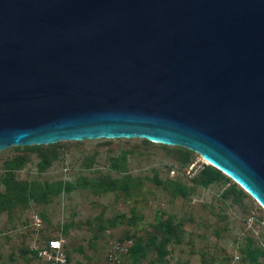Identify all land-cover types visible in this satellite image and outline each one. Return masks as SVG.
<instances>
[{"label":"water","instance_id":"obj_1","mask_svg":"<svg viewBox=\"0 0 264 264\" xmlns=\"http://www.w3.org/2000/svg\"><path fill=\"white\" fill-rule=\"evenodd\" d=\"M187 149L264 210V0H0V152Z\"/></svg>","mask_w":264,"mask_h":264},{"label":"rangeland","instance_id":"obj_2","mask_svg":"<svg viewBox=\"0 0 264 264\" xmlns=\"http://www.w3.org/2000/svg\"><path fill=\"white\" fill-rule=\"evenodd\" d=\"M29 147L0 152V194L8 174L60 191L0 210V264H50L39 252L51 239L68 264H264V210L226 176L202 184L207 163L187 149L141 139Z\"/></svg>","mask_w":264,"mask_h":264},{"label":"trees","instance_id":"obj_3","mask_svg":"<svg viewBox=\"0 0 264 264\" xmlns=\"http://www.w3.org/2000/svg\"><path fill=\"white\" fill-rule=\"evenodd\" d=\"M30 149H38L39 146L29 147ZM185 152L189 153L188 150ZM223 175L220 171L208 165L204 166L203 169L199 172L200 181L204 185H209L216 180L223 178ZM5 193L0 194V210H3L9 206L14 205L15 203H22L26 201L27 198L34 197L35 193L39 192V196L45 197L51 194V188L55 190V193L60 191V186L58 188L56 185L45 184L43 187H39V190L35 191V188L28 185H22L20 183L14 182L12 175L8 174L3 182ZM171 227L166 225L165 232L171 234ZM170 236V235H169ZM170 237L163 239V245L169 242ZM162 245V246H163ZM259 255L258 250H253L251 253L252 262H256Z\"/></svg>","mask_w":264,"mask_h":264},{"label":"built area","instance_id":"obj_4","mask_svg":"<svg viewBox=\"0 0 264 264\" xmlns=\"http://www.w3.org/2000/svg\"><path fill=\"white\" fill-rule=\"evenodd\" d=\"M115 249L118 250V247H115ZM62 251L63 242L59 239H51L46 243L45 247L41 250V252H39V256L50 264H68Z\"/></svg>","mask_w":264,"mask_h":264},{"label":"bare ground","instance_id":"obj_5","mask_svg":"<svg viewBox=\"0 0 264 264\" xmlns=\"http://www.w3.org/2000/svg\"><path fill=\"white\" fill-rule=\"evenodd\" d=\"M200 157V156H199ZM201 158V157H200ZM202 159V158H201ZM203 160V159H202ZM203 162L208 163L207 161L203 160Z\"/></svg>","mask_w":264,"mask_h":264}]
</instances>
